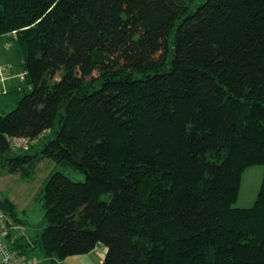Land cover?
I'll return each mask as SVG.
<instances>
[{
    "label": "trees",
    "instance_id": "1",
    "mask_svg": "<svg viewBox=\"0 0 264 264\" xmlns=\"http://www.w3.org/2000/svg\"><path fill=\"white\" fill-rule=\"evenodd\" d=\"M0 36L26 74L0 113V168L85 177L48 175L33 236L0 197L17 257L264 264V176L235 206L264 165V0H0Z\"/></svg>",
    "mask_w": 264,
    "mask_h": 264
},
{
    "label": "rangeland",
    "instance_id": "2",
    "mask_svg": "<svg viewBox=\"0 0 264 264\" xmlns=\"http://www.w3.org/2000/svg\"><path fill=\"white\" fill-rule=\"evenodd\" d=\"M10 48L7 49L6 46L1 45V56L4 61H12L17 64L16 66H18L20 60L17 56H14L15 53L12 51V47ZM10 85H15L16 90H10L9 92ZM22 86H26L24 81L14 77L9 80L4 89L0 90V113L8 112L15 108L18 98L24 93V91H21L20 89ZM26 89L29 90V87ZM59 169L61 171L63 170V172L74 179H85L83 173L72 169H64L48 159L38 165L35 174L30 179H24V177L20 174H10L3 168H0V197L13 196L12 200H15L14 202H16L17 208L24 220V224H17L16 232L33 236L43 230L46 226L47 222L44 218L45 209H43L44 201L41 198L43 194V186L48 175L52 171ZM263 176L264 165H255L244 171L240 196L235 204L236 207L253 206L258 196ZM35 249H29V251L33 252ZM36 257L38 259L28 257L25 264H36L44 259L43 256ZM103 257L104 247H100L96 251L89 254L72 256L64 259L62 263L61 261L59 262L60 264H103ZM45 264L51 263L45 262Z\"/></svg>",
    "mask_w": 264,
    "mask_h": 264
},
{
    "label": "built area",
    "instance_id": "3",
    "mask_svg": "<svg viewBox=\"0 0 264 264\" xmlns=\"http://www.w3.org/2000/svg\"><path fill=\"white\" fill-rule=\"evenodd\" d=\"M1 45L6 46L7 49L11 46L8 42H3V37L0 36V47ZM15 65L16 63L12 61H4L0 50V90L4 89L9 80L14 77H17V79L20 80L25 79L26 74L24 71L13 72V68H17ZM9 140H11V138ZM11 142L13 148L27 147L30 140L26 138H13ZM9 222H11L10 218L0 212V262L1 264H25V260L17 257V255H15L7 246V235L9 224H11Z\"/></svg>",
    "mask_w": 264,
    "mask_h": 264
},
{
    "label": "crops",
    "instance_id": "4",
    "mask_svg": "<svg viewBox=\"0 0 264 264\" xmlns=\"http://www.w3.org/2000/svg\"><path fill=\"white\" fill-rule=\"evenodd\" d=\"M13 197V196H12ZM12 197L10 196V198L12 199ZM14 199V198H13ZM15 201V200H14ZM16 203V202H15Z\"/></svg>",
    "mask_w": 264,
    "mask_h": 264
}]
</instances>
